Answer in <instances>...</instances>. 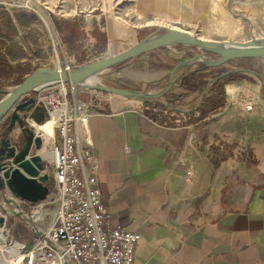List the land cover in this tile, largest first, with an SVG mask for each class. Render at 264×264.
I'll use <instances>...</instances> for the list:
<instances>
[{"label": "crops", "instance_id": "0c3cea01", "mask_svg": "<svg viewBox=\"0 0 264 264\" xmlns=\"http://www.w3.org/2000/svg\"><path fill=\"white\" fill-rule=\"evenodd\" d=\"M42 3L47 13L58 6L65 17L85 11H92L90 18L102 17L105 51L123 31L132 33L144 27L190 33L199 27L203 40L232 42L221 34L224 18L213 8V0ZM167 50L177 62L185 60L179 59L173 48ZM170 70H148L146 76L132 79L159 84L165 78L168 81ZM184 71L177 69L171 93L183 92L176 81ZM224 90L225 108L195 124H158L142 113L140 102L112 95L99 100L107 106L106 113L93 110L85 121L74 124L78 146L88 147L97 160V185L111 213V224L140 235L133 264H264V141L260 136L251 139L261 133L264 112L258 111L264 110V95L259 83L246 80L226 83ZM86 91L89 96L83 100L90 102L93 92ZM200 99L201 95L191 93L176 109H194ZM249 100L254 105L247 111L243 102ZM242 111L247 127L239 125ZM44 137L39 154L46 164L49 186L53 184L50 148L55 132ZM244 152L252 155L249 158L255 165L244 158ZM188 170L192 175L186 179Z\"/></svg>", "mask_w": 264, "mask_h": 264}, {"label": "built area", "instance_id": "2783aa9c", "mask_svg": "<svg viewBox=\"0 0 264 264\" xmlns=\"http://www.w3.org/2000/svg\"><path fill=\"white\" fill-rule=\"evenodd\" d=\"M4 7H18L35 12L42 11V0H0ZM52 15L65 17L56 6ZM92 11L81 13L84 19L91 17ZM52 67L57 70L71 71L74 66L66 62L61 66L58 59ZM42 67H48L42 63ZM77 86L70 83L54 85L38 92L37 102L41 103L47 119L53 121L55 138L50 152L52 156L53 189L45 200L27 203L14 197L9 191H0V235L3 247H10L16 241H10V230L14 224H8L12 215L34 218L38 221L34 227L31 242L26 247L19 243L18 251L26 264H133L134 249L140 239L136 231H130L119 225H112L111 213L103 203L97 185V160L88 147H80L74 135V124L85 121L93 111L91 102L75 97ZM252 100L243 102L245 110L253 108ZM32 125L31 120H27ZM42 141L44 137L41 132ZM192 175L188 170L186 179ZM54 205L55 214L48 218L41 209ZM6 206H9L6 208Z\"/></svg>", "mask_w": 264, "mask_h": 264}, {"label": "water", "instance_id": "95a60500", "mask_svg": "<svg viewBox=\"0 0 264 264\" xmlns=\"http://www.w3.org/2000/svg\"><path fill=\"white\" fill-rule=\"evenodd\" d=\"M178 46L194 48L198 53L192 58L174 64L169 72L167 84L158 92L133 91L87 82L88 79L141 55ZM204 54H213L217 59L211 60ZM249 58L264 59V39L244 42L206 41L181 29L157 27L148 36L124 50L83 63L71 71L52 67L35 68L17 85L0 90V191L7 190L14 197L27 203L41 202L49 194L46 164L39 154L43 142L35 130L45 122L47 114L41 103L37 102V95L29 97L30 94H38L40 90L54 85L72 83L87 90L135 102H159L160 98L175 85V73L178 68L196 62L208 68H216L232 60ZM232 73L250 74L264 87L262 76L251 69L225 71L219 78ZM203 95L204 93L199 104ZM27 120H31L33 124H28ZM6 121L7 124L4 125Z\"/></svg>", "mask_w": 264, "mask_h": 264}, {"label": "trees", "instance_id": "16d2710c", "mask_svg": "<svg viewBox=\"0 0 264 264\" xmlns=\"http://www.w3.org/2000/svg\"><path fill=\"white\" fill-rule=\"evenodd\" d=\"M50 18L60 43L64 44L66 56L73 59L74 62L80 64L89 58L99 56L105 51L107 38L102 17L84 19L81 14L73 17H57L51 14ZM38 23L37 15L31 11L18 7L5 8L0 5V82L5 83L13 79V83L8 86L17 85L37 67L32 64V60L40 55V52L30 49L28 35ZM76 35L79 38L82 37V39L74 42L73 36ZM175 48L183 49L186 58H192L198 53L194 48L183 46ZM32 51L35 53L28 54ZM157 51L165 52L168 50L160 49ZM156 53L154 51L149 55L155 56ZM204 55L211 60L217 59V56L213 54ZM156 61L150 63L148 69H171L177 63L175 59L169 56H166L163 60L157 58ZM222 66L208 68L196 62L190 66L182 67L185 71L178 78L177 84L183 92L172 94L169 91L164 95L163 102L146 101L140 103L142 113L148 119L166 126L195 124L219 113L226 106L224 90L226 83L242 80L257 83L256 80L244 73H232L219 78L225 72L221 68ZM1 89L3 88L0 87ZM191 93H198L199 95L204 93L201 103L194 109L182 112L177 110L176 107L178 106L176 104ZM262 94L264 95V87H262ZM91 103L92 109L97 112L106 113L108 111L107 106L98 101L93 100ZM249 155L252 156L246 152L243 154L244 158L248 159L247 161L250 160ZM249 163L255 165V160L251 158Z\"/></svg>", "mask_w": 264, "mask_h": 264}, {"label": "rangeland", "instance_id": "374dc122", "mask_svg": "<svg viewBox=\"0 0 264 264\" xmlns=\"http://www.w3.org/2000/svg\"><path fill=\"white\" fill-rule=\"evenodd\" d=\"M18 1H22V0H18ZM213 1H214V4L212 5L213 8L217 7L220 10L222 18H224L222 20L223 21L222 24L224 25L221 33L222 35H224L223 36L224 39H231L232 41H248L253 39H264V0H213ZM0 5L7 6V5H2L1 3ZM5 8H10V7H5ZM36 15L39 19V23L35 25L33 29L30 31L28 35L29 36L28 41L31 50H35V52L36 51L40 52V55L34 57V59L32 60V64L37 67H42V63H47L48 67H53L57 62L56 59H58L61 66L66 62L71 67L72 66L76 67L99 57H105L116 54L121 50H124L125 48L129 47L133 43L137 42L138 40L148 36L154 30V27H144L138 29L137 31L134 32L132 31V33L130 30H127L126 32L123 31L122 33L123 36L116 38L115 42L112 43V46H109L107 51H104L102 54H100L95 58L94 57L89 58L87 61L78 64L74 62L73 59L66 56L64 50L65 49L64 44L60 43V40L52 25V20L50 18L51 13H47L42 9V11L39 12V15L38 13ZM57 17L60 16L57 15ZM190 31L193 35L202 37L201 35L202 30L199 27L192 28L190 29ZM73 39L74 42H76V40H81L82 37L79 38V36L76 35L73 36ZM173 49L175 51V55L178 56L179 59H184V58L185 60L188 59L186 58L183 49L180 48L176 49L175 47H173ZM33 52L34 51L29 52L28 54L32 55ZM167 52L168 51L157 52L156 53L157 55L155 56L143 55L142 57H138L137 59H134L133 62L129 61L121 65L120 67L117 68L113 67L112 69L106 70L101 74L96 75L95 80L98 84L106 85L109 87L123 88V89H129V90L141 91V92H158L162 90L163 87L167 84V78H165L164 81L159 84L156 83L155 81L150 83L139 82L132 78L135 76H142L144 74L146 76L145 71L150 70L148 69L149 64L152 62H157L156 61L157 58L163 60L166 56H168ZM221 68L224 71H232L241 68L251 69L258 72L264 78V59L249 58L246 60H242V59L232 60L225 63ZM155 70L158 69H152L150 71H155ZM247 75L253 78L254 80H256V82L258 83L255 77L251 76L250 74ZM13 81H14L13 79L12 80L10 79L5 83L1 81L0 87L3 88L4 90H7V88H10V86L8 85H10V83H13ZM153 89L156 90L154 91ZM86 90L87 89L85 88L77 86L75 88V97L79 100H83L84 99L83 96L87 98L89 95H88V91ZM91 92H93L92 95L89 93L91 96L89 97L91 101L95 100L100 102L99 100L102 98L103 95L109 96V94H104L94 91ZM177 92L178 91L172 94H177ZM181 104L182 101L178 102L176 105L180 106ZM254 108H256V105L254 106ZM254 111L256 114L258 110L256 111L254 109ZM258 112L262 114L264 112L263 107L260 108ZM245 117H247L245 112L243 111L239 112L238 118H239V125H241V127H247V125H249ZM255 125L258 124L255 123ZM259 130L261 132L260 135L256 134L250 137L252 139V138H257V136H260L259 140L262 142L264 141V117H261ZM52 189H53V184L49 185L50 193L53 192ZM8 207L9 206H6V208ZM41 212L45 213L47 218L49 215L53 218L55 214V206L54 205L45 206L41 209ZM33 219L26 218L25 216L24 217H19L15 215L10 216L8 218L7 225L8 224H14V225L10 230L9 238L8 240H6L4 245H7L10 241H16L28 247V244L31 242V239L33 237L34 227H36L37 224H39L38 221H34ZM19 243H17L18 248L20 247ZM1 245L3 246V243H1ZM23 251L24 250L21 251V254H23ZM3 255L5 254L0 252V263L3 262L4 259ZM17 264H26V259L21 258V260L18 261Z\"/></svg>", "mask_w": 264, "mask_h": 264}, {"label": "bare ground", "instance_id": "6f19581e", "mask_svg": "<svg viewBox=\"0 0 264 264\" xmlns=\"http://www.w3.org/2000/svg\"><path fill=\"white\" fill-rule=\"evenodd\" d=\"M87 82L88 83H97L95 80V77L88 79ZM37 129L39 130V132H41L43 137H44V135L47 137H51L52 132H53V121L48 120V121L44 122L43 124L39 125L37 127ZM1 239H2V236L0 235V241H1ZM0 252L5 254V255H3V257H4L3 262H1L0 264H17V262L20 261L22 258V254L18 251V244L17 243H14L10 247H3L0 243Z\"/></svg>", "mask_w": 264, "mask_h": 264}, {"label": "flooded vegetation", "instance_id": "af4514ba", "mask_svg": "<svg viewBox=\"0 0 264 264\" xmlns=\"http://www.w3.org/2000/svg\"><path fill=\"white\" fill-rule=\"evenodd\" d=\"M29 97H30V95H29Z\"/></svg>", "mask_w": 264, "mask_h": 264}]
</instances>
